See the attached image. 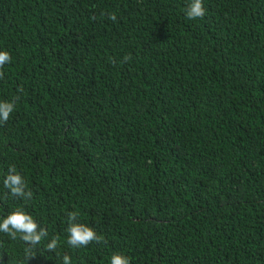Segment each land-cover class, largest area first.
Wrapping results in <instances>:
<instances>
[{
	"label": "trees",
	"instance_id": "trees-1",
	"mask_svg": "<svg viewBox=\"0 0 264 264\" xmlns=\"http://www.w3.org/2000/svg\"><path fill=\"white\" fill-rule=\"evenodd\" d=\"M203 2L0 0V218L49 233L27 261L0 232V264H264V0ZM70 211L106 243L71 248Z\"/></svg>",
	"mask_w": 264,
	"mask_h": 264
},
{
	"label": "clouds",
	"instance_id": "clouds-1",
	"mask_svg": "<svg viewBox=\"0 0 264 264\" xmlns=\"http://www.w3.org/2000/svg\"><path fill=\"white\" fill-rule=\"evenodd\" d=\"M206 14L203 0H189L185 8V16L188 19H202ZM103 16L104 13H101ZM95 19V17H93ZM108 19L115 22L117 14L115 12L108 14ZM130 55H126L123 60L127 62L131 60ZM12 56L8 50H0V79L4 77L3 67L10 63ZM113 64L116 61L110 58ZM22 90V89H21ZM19 96L11 99L0 100V126L6 124L15 111L16 103ZM3 187L6 189L5 198L11 197L22 200L26 203L33 198L32 191L28 188L24 176L17 170L15 165H11L7 169V174L3 178ZM0 232L7 234L12 240L20 239L27 245L25 249V259L28 261L33 256L36 245L48 237L47 229L40 225L34 216L28 212L24 206H16L7 215L0 218ZM67 244L73 249L87 247L89 244L106 243V238L102 234H98L94 227L80 220L77 211L67 213ZM19 234V235H18ZM59 237L52 238L47 244L48 251H55L58 247ZM21 264H24L21 261ZM63 264H71V257L67 254L63 256ZM110 264H131L130 257L123 252H114L110 258Z\"/></svg>",
	"mask_w": 264,
	"mask_h": 264
}]
</instances>
